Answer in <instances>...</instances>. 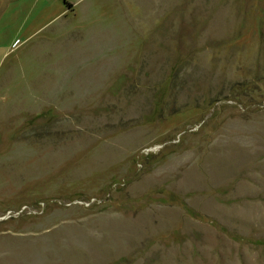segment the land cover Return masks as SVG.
<instances>
[{
	"label": "rangeland",
	"instance_id": "obj_1",
	"mask_svg": "<svg viewBox=\"0 0 264 264\" xmlns=\"http://www.w3.org/2000/svg\"><path fill=\"white\" fill-rule=\"evenodd\" d=\"M0 0V264H264V0Z\"/></svg>",
	"mask_w": 264,
	"mask_h": 264
},
{
	"label": "trees",
	"instance_id": "obj_2",
	"mask_svg": "<svg viewBox=\"0 0 264 264\" xmlns=\"http://www.w3.org/2000/svg\"><path fill=\"white\" fill-rule=\"evenodd\" d=\"M64 2L67 4V6H70V4H69V3H67L65 0H64Z\"/></svg>",
	"mask_w": 264,
	"mask_h": 264
}]
</instances>
